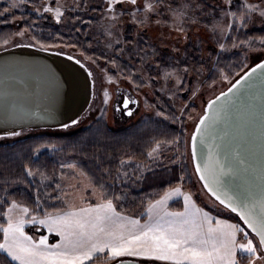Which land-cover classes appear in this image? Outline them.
Instances as JSON below:
<instances>
[{
  "label": "snow or ice",
  "instance_id": "1",
  "mask_svg": "<svg viewBox=\"0 0 264 264\" xmlns=\"http://www.w3.org/2000/svg\"><path fill=\"white\" fill-rule=\"evenodd\" d=\"M28 0H11L10 8L16 9L27 3ZM104 9L101 15L109 21L104 27L107 35H113V30L119 31L122 18L128 16L131 23L138 27H150V17L147 13L160 17L164 12L159 6L164 0H145L143 9L138 6V0H103ZM131 7H128V6ZM119 6V7H118ZM165 11L171 16L173 24L177 22L183 25L186 21L192 24L203 23L212 33L220 51L215 53L217 62L225 54L239 55L243 53L245 59L252 53H264V35L256 36L246 31L253 23L254 15L264 18V8L259 5L247 3V0H224V6L219 8V19L215 11L208 12L203 4H190L182 2L178 7L165 4ZM71 12L80 8L85 11L88 7L83 4L72 6L62 5L57 0L55 8L51 5L43 6V12L54 13L57 23L65 18L64 12ZM5 8L0 15L9 12ZM36 12L41 8L37 7ZM95 11L96 9H92ZM201 15L209 16L210 21H202ZM104 13H107L105 15ZM137 13L143 14V19L137 18ZM227 20V23H225ZM157 24H167V21H156ZM176 30L186 31L183 27ZM17 35L23 36L24 32ZM224 41V42H222ZM225 42H230V47ZM116 44H121L120 39H115ZM26 46V45H21ZM111 46V45H110ZM235 50V51H233ZM119 51L123 52L121 46ZM211 55V54H210ZM131 58V57H130ZM72 60V56H68ZM141 66L133 72L129 70L124 79L133 83L135 87L149 85L152 81H159L160 90L172 93L188 91L195 98L199 94L200 70L191 64L182 67H162L159 62L148 68L144 67L145 59L140 57ZM113 65L116 60H111ZM76 64H81L76 60ZM179 64V61H177ZM81 67L83 65L81 64ZM117 71H120L119 69ZM155 71L156 76L149 75L143 79L145 72ZM91 76V71L88 72ZM189 77L195 81L189 86ZM226 78V77H225ZM141 83L137 84L136 81ZM109 83H114L111 76ZM258 89L254 94L253 90ZM109 95L104 92L103 103L107 104ZM123 106L128 116L132 115L129 107L139 104L138 100L130 97H122L116 110ZM162 113H158L160 115ZM182 114V113H181ZM178 118L173 119V123ZM79 121L73 120V124ZM65 128L68 125H64ZM232 129L239 134H233ZM224 134L221 135L220 133ZM9 136H17L19 133L12 131ZM168 145L175 146L169 149ZM199 146V148H198ZM147 157L153 163H161V157L165 151L173 150L177 153L172 157L173 162L180 159L179 138L172 137L169 140L153 138L148 144ZM39 154V149L36 150ZM191 152L198 157L195 171L199 173V179L204 182V187L219 201L221 205L236 213L244 225L251 230L254 236L242 228L239 224H232L216 220L208 212L196 206L190 195L181 191L180 187H174L166 192L160 200L151 203L148 207V219L141 223L139 219H133L117 211L115 200L123 197L114 192L109 196L103 183L99 187L87 178L80 182L78 192L92 189V195L96 197L95 203L84 206V197H79L81 203L62 201L64 209L58 210L56 215L46 213L45 218L39 221L35 216L30 220L25 219L29 213L27 207H21L13 201L5 213L6 225L0 226L3 233V242L0 243V252L6 253L8 264H96L104 260L111 264H154V262H166V264H241L244 260L247 264H264V61L259 62L238 80L227 93L222 92L216 99L207 104V112L203 114L191 136ZM131 159V158H129ZM74 170L71 174L87 177L83 171L76 172L77 164L62 165ZM133 168L140 173L137 179L143 177V170L139 164L126 163L121 159L116 179L127 182L131 177L127 168ZM123 169V171H120ZM144 169L152 171L147 165ZM38 171V170H37ZM26 174L29 177L35 175L33 169L28 168ZM41 181L46 179L43 173ZM3 184L10 183L7 177H3ZM183 180V176L180 177ZM23 181H11L22 183ZM34 181H29L33 183ZM57 188L60 184L57 183ZM68 193L61 190L56 199ZM183 197L182 212L167 210V201L172 197ZM40 196L37 190L36 205ZM43 225L49 234L54 233L59 240L50 244L48 236L41 235L36 241L25 232L28 223ZM243 234V242L238 237ZM124 257L136 258L134 261H125Z\"/></svg>",
  "mask_w": 264,
  "mask_h": 264
},
{
  "label": "trees",
  "instance_id": "2",
  "mask_svg": "<svg viewBox=\"0 0 264 264\" xmlns=\"http://www.w3.org/2000/svg\"><path fill=\"white\" fill-rule=\"evenodd\" d=\"M220 2V0H217ZM237 0H235V4ZM208 4V3H207ZM8 3H0V12L8 8ZM12 10V9H10ZM9 10V11H10ZM14 11L0 15V51L15 47L13 41L19 32H27L32 40L38 44L39 48L54 50L58 49L66 53L81 55L84 51L103 63H111L121 76L128 74L129 70L135 72L133 66L121 58L109 59L103 52L95 48L92 33L87 26H80L77 14H69L68 22L57 23L50 14H38L31 10L30 5L23 4ZM89 13H91L89 11ZM16 20L21 23L19 30H15L11 24ZM255 22L248 26L246 31L256 36L264 35V25L255 26ZM136 28V29H135ZM142 32V33H141ZM148 31L133 27L128 22L125 26L124 35L127 40H134V37L147 36ZM179 34L176 39L172 38L169 48L175 46L187 50L195 51L196 42L189 41L182 43ZM189 35V34H188ZM183 38V37H182ZM180 41L181 43H177ZM230 47V42H225ZM175 51L174 49L172 50ZM235 51V50H233ZM179 53H183L180 51ZM247 65L243 53L239 55L225 54L219 61L214 63L209 82H216L223 76L234 79L239 76ZM192 82V81H190ZM137 84L141 81L137 80ZM160 105V103H159ZM162 110L163 120L149 119L141 120L131 126L121 129H111L105 119L92 122L88 127L80 131L67 135L33 136L9 145H0V226L6 225L5 213L10 203H17L27 207L32 213L39 217H45L46 213H55L64 209L63 195L61 199H56L61 191L56 187L59 183L58 177L66 176L70 171L62 165L69 163L77 164V168L87 174L88 178L99 187L100 183L105 185L109 196L114 192L117 196H122L120 200H115L117 211L121 214L146 220L148 206L160 198L167 190L181 186L185 190L191 191L195 201L201 206L210 209L208 203L199 196L195 188L190 189L188 185L191 177L184 164L177 160L173 162V157L177 153L173 150L165 151L161 157V163H153L147 157L148 144L153 138L159 140H169L178 137L181 148V140L184 137L183 129L188 125V115L178 118L175 111L164 107ZM178 118L176 123L173 119ZM34 131V130H28ZM38 131V130H35ZM50 131V130H49ZM175 146L168 145L169 149ZM39 149V154L36 150ZM131 158V159H129ZM126 163L139 164L143 170V177L138 171L129 167L127 172L131 179L124 182L116 179L120 160ZM148 165L152 171H148L143 166ZM28 168L33 169L35 175L29 177L26 174ZM38 170V171H37ZM123 171V169H120ZM41 173L46 177L41 181ZM183 176V180L180 177ZM3 177H7L9 184H3ZM11 181H23L22 183H11ZM29 181H34L29 183ZM37 190L39 191L40 206L36 205ZM178 202L171 204L172 208H179ZM222 206V205H221ZM225 208V207H224ZM220 215L227 217L246 228L242 221L234 213L216 210ZM229 211V210H228ZM247 229V228H246ZM248 230V229H247ZM3 242V233L0 232V243ZM6 253L0 252V264H8L10 258H5ZM12 264H16L12 262ZM96 264H105L99 260ZM241 264H247L242 260Z\"/></svg>",
  "mask_w": 264,
  "mask_h": 264
},
{
  "label": "rangeland",
  "instance_id": "3",
  "mask_svg": "<svg viewBox=\"0 0 264 264\" xmlns=\"http://www.w3.org/2000/svg\"><path fill=\"white\" fill-rule=\"evenodd\" d=\"M148 2H154V0H148ZM182 2H187L193 5L203 4L206 11H215L217 13V19L220 18L219 8L224 6V0H220V2H218L217 0H164V3L159 6V10L164 12V15L157 17L152 13H147V15L150 17L149 23L151 26L139 27L140 30L148 31L147 36H139V34H137L134 37V40H127V37L124 35V30L127 22L133 27H138L137 25L131 23V18L128 16H124L122 18V25L118 26L119 31L113 30V35L111 36L105 33L104 27L108 25L109 21L104 20L101 15V10L105 7L103 0H59V3L62 5L72 6L74 4H83L88 7L87 11H85L84 8H80L71 12H67L64 10V8H61V11L64 12L65 18H62V21L60 23L64 24V26L66 27V24H69L67 18L68 15L71 13L77 14L79 16V20H81V22H78V25L88 27L89 31L92 33L95 48H97L98 51L103 52L104 54L106 53L109 59L121 58L125 61H128L133 66L135 71L141 66L140 57H144L145 59V68H148L157 62H159L162 67H182L191 64L192 66L200 70L201 83L198 85L199 94L195 98L191 97L188 91L180 92L176 96H173L172 93L165 94V92L160 90L161 82L159 81H152L149 85H141V87L137 88L133 83H130L129 80L124 79V77L121 76L117 69L114 68L112 63L106 64L101 62L99 59L93 57L88 50L84 51L79 56L78 54H73L74 52L66 53L58 49L49 50L67 56H72L74 59L80 60L81 64L88 71H91L92 75L90 76V79L92 84V94L87 105V109L84 111L81 118L77 120L79 121L77 124H72L67 128L55 129L50 131L24 130L19 132V135L17 136H9L7 134L0 135V145L13 144L17 141L33 136L67 135L76 133L81 129L88 127L92 122L101 119H105L111 129L125 128L136 124L141 120L148 121L149 119H154L161 121L163 120V109L159 110L158 107L160 106L171 109L175 111L178 118L185 117L186 114L188 115V125H186V128L183 129L184 137L181 140V148H179V153L182 154L179 160L189 171V177H191V180L188 185L190 186V189L195 188L199 196L202 197V199H204L207 203H209V206L218 208V210L222 212L231 213L227 208H224L223 205L221 206V204L209 194V192L205 189L201 180L199 179V176L195 171V165L191 152V136L194 133L199 118L204 114L208 102L216 98L222 92L227 91L243 74L253 68L257 63L264 61V53H252L251 56L247 58L246 68L236 78L228 79L226 76H223L216 82H209L208 78L211 75L214 63L217 60L215 53L220 51V49L216 43V39L213 38L211 31L208 27H205L203 23L192 24L186 21L183 25H179L178 22L176 24H173L172 18L165 11L164 6L165 4H171L174 7H178ZM0 3H8V8L11 9V0H0ZM56 3L57 0H28V2L25 4L30 5L31 10L35 12V9L39 7L41 8V11L39 13L37 12L38 14H50L55 19L54 13L43 12V6L51 5L53 8H55ZM247 3L259 5L261 8H264V0H247ZM144 4L145 0H138V6L141 9H143ZM233 4L235 5V0H233ZM128 7L131 6L129 5ZM92 9L96 10L93 11ZM13 11L14 10L12 9L9 12L12 13ZM89 11L91 13H89ZM104 14L107 15V13ZM196 15L200 16V19L202 21H210L209 16L201 15L200 12H197ZM137 18L143 19V14L137 13ZM158 19L162 22L167 21L168 23L157 24L156 21ZM253 21L255 22V26L257 27L264 25V18H261L259 15H254ZM225 23H227V20H225ZM20 25L21 23L16 20H14L11 24V26L16 31L19 30ZM178 27H183L186 31L182 32L176 30ZM181 33H183V35H180V41L182 43L197 41L196 44H194V47L196 49L195 51H186V49H183V47L180 48L175 46L174 48H172V50H175L173 52L169 48L170 44L168 43L172 41V38L176 39L177 36ZM117 38L120 39L122 45L115 43V39ZM180 41H178L177 43L180 44ZM13 44L14 46L26 45L39 48L38 44H36V42L32 40L27 32H24L23 36L16 34ZM121 46H123L124 48L123 52L119 51ZM180 51H182L183 53H179ZM177 61H179V64H177ZM149 75L156 76V72H145L143 79L146 80ZM109 76L113 78L114 83L108 82ZM193 83H195L194 79L192 77H189V86H191ZM105 91H107L109 95L107 104L103 103ZM122 97H130L133 100L139 101L138 105L135 104L134 106V104H132L129 106L132 110L131 116L126 115L127 110L123 109L122 104L119 105V111L115 110ZM158 113L162 114L158 115ZM69 170L70 171L67 172L69 173L68 175L58 177L60 184V188L58 189L60 191L63 190V192L68 193V195L66 196L63 195L64 200H67L69 202L74 201L77 204H80L81 201L79 197L82 195L84 197V206H87L89 203H95L96 197L92 195L91 188H88L87 191H84L82 193L77 191V189L81 187L80 182L82 180L86 182L88 177H81L77 174L73 178L71 174L74 170ZM75 171L79 172L80 170L77 168V170ZM178 187L181 188L182 192L190 193L188 195L192 196L191 191L185 190L181 186ZM170 190L171 189L167 190L166 192ZM165 193L161 197H163ZM179 198L181 197H172L167 201V205L170 202L178 201ZM21 207L25 206L21 205ZM56 214L57 212L52 215ZM32 216H35L37 221L45 218L36 216L32 213V211L29 210V213L25 217V219L30 220ZM244 229L249 232L250 236H254V234L251 233L250 230H247L246 228ZM25 232L28 235L32 236L36 241L39 240V237L41 235L48 236V242L50 244L56 243L59 240V238L56 237L54 233L49 234L47 229L38 222L26 224ZM241 235V242H243V234ZM114 262L115 261H112L111 264ZM105 264H108V262H105ZM257 264H260V262L257 261Z\"/></svg>",
  "mask_w": 264,
  "mask_h": 264
},
{
  "label": "water",
  "instance_id": "4",
  "mask_svg": "<svg viewBox=\"0 0 264 264\" xmlns=\"http://www.w3.org/2000/svg\"><path fill=\"white\" fill-rule=\"evenodd\" d=\"M88 72L84 66L76 64V59L69 60L67 55L58 52L31 46L1 50L0 135L12 131L55 130L65 128L66 124L72 125L73 120L81 118L91 98L92 84ZM253 93H258V89ZM206 112L207 106L204 114ZM230 131L239 134L236 129ZM192 157L195 165L198 157Z\"/></svg>",
  "mask_w": 264,
  "mask_h": 264
},
{
  "label": "crops",
  "instance_id": "5",
  "mask_svg": "<svg viewBox=\"0 0 264 264\" xmlns=\"http://www.w3.org/2000/svg\"><path fill=\"white\" fill-rule=\"evenodd\" d=\"M185 194H190V193H186L185 192ZM161 198V197H160ZM160 198H158L157 200H160ZM191 198H192V200H194L195 201V199H194V197H193V195L191 196ZM156 200V201H157ZM180 200V201H179ZM179 200L178 201H176V202H178V205H179V208H172L171 207V204H173V202H170L166 207H167V210L168 211H171V212H182L183 210H184V207H183V197L181 196V198H179ZM152 203H154V202H152ZM195 203H196V206L197 207H199V208H201V209H203V211H205V212H208L209 213V215L211 216V217H213L214 218V220H213V223H215V221L216 220H220V221H225V222H228V223H232V224H237V223H235L234 221H232L231 219H229V218H227V217H224V216H222V214L220 215V213H218L216 210H218V208H214V207H212V206H209L210 207V209H208V208H205V207H203V206H201L200 204H198L196 201H195ZM209 204V203H208ZM149 207V206H148ZM218 211H220V210H218ZM52 214H54V213H52ZM126 216V215H125ZM131 218H133V217H131ZM133 219H136V218H133ZM147 219H148V208H147V211H146V220L145 221H141V223L143 224V223H146L147 222ZM242 235L240 234V236L238 237V239H240L241 241H242ZM124 260H135L136 258H133V257H124L123 258ZM16 263V262H15ZM154 263H156V264H166V262H154Z\"/></svg>",
  "mask_w": 264,
  "mask_h": 264
},
{
  "label": "flooded vegetation",
  "instance_id": "6",
  "mask_svg": "<svg viewBox=\"0 0 264 264\" xmlns=\"http://www.w3.org/2000/svg\"><path fill=\"white\" fill-rule=\"evenodd\" d=\"M133 94V93H132ZM134 106H135V104H134ZM116 110V109H115ZM127 115V114H126Z\"/></svg>",
  "mask_w": 264,
  "mask_h": 264
}]
</instances>
